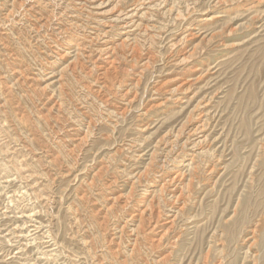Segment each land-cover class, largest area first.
I'll return each mask as SVG.
<instances>
[{"label": "rangeland", "instance_id": "obj_1", "mask_svg": "<svg viewBox=\"0 0 264 264\" xmlns=\"http://www.w3.org/2000/svg\"><path fill=\"white\" fill-rule=\"evenodd\" d=\"M140 1L19 0L17 3L18 0H0V33L5 32L0 34V264H135L136 261V264H160L161 261L164 264H219V260L220 264H264V0ZM9 13L14 18L5 20ZM44 18L46 21H42ZM129 18H135L134 26L139 24V27H132L133 30L124 28L122 25ZM91 36L95 37V41L94 38L92 41L89 39ZM98 39L103 42L99 43ZM106 48L116 51L111 54L112 59L114 57L111 68H108L109 59L103 55ZM61 50L65 51L64 54ZM140 66H143L142 69ZM23 68H26L25 71ZM183 81L188 82L183 84ZM180 83L185 86L173 88ZM53 92L55 97L51 100ZM196 120L199 124L202 122V129L197 135L192 133ZM88 138L91 140L88 141ZM75 146L77 149H74ZM71 149L75 154L70 152ZM191 158L193 167L197 169L195 171L188 164ZM151 163L153 166H149ZM101 167L106 168L102 170ZM188 167L189 174L186 172ZM208 169L211 172L208 173ZM97 170H100L99 173ZM176 171L185 177V183L191 187L185 196L184 210L176 215L177 224L174 223L169 230L173 232H167L161 243L166 252L159 246L150 251L147 238L156 232L143 229L144 234L141 233L138 220L129 221V215L135 208L152 203L153 209L159 212L160 221L174 216L177 209L171 205L172 191H164L162 196L167 195L162 198L158 182ZM88 177L95 179L89 180ZM123 190L130 191L131 197ZM118 193L129 201H126L124 209L122 204L111 205L108 200L114 195L120 196ZM157 205L163 208L159 209ZM165 207H168L166 213ZM111 222H114L113 226ZM107 227L110 228L108 231ZM134 232L138 233L137 239L140 238L137 246L140 252L131 254L129 249ZM173 236L177 238L176 242L173 240L175 247L173 242L170 244ZM104 238L108 239L107 242ZM113 241L115 245L111 244V250L108 242ZM161 257L164 260L159 262ZM106 259L115 262L109 260L108 263Z\"/></svg>", "mask_w": 264, "mask_h": 264}, {"label": "bare ground", "instance_id": "obj_2", "mask_svg": "<svg viewBox=\"0 0 264 264\" xmlns=\"http://www.w3.org/2000/svg\"><path fill=\"white\" fill-rule=\"evenodd\" d=\"M7 1H8V0H7ZM23 1H24V0H23ZM30 1H32V0H30ZM41 1H42V0H41ZM50 1H52V0H50ZM54 1H55V0H54ZM106 1L108 2V0H106ZM109 1H110V0H109ZM118 1H119V0H118ZM137 1H138V0H137ZM141 1H142V0H141ZM141 1H140V2H141ZM147 1H148V0H147ZM26 2H27V1H26ZM37 2H38V1H37ZM64 2H65V0H64ZM7 3H8V2H7ZM17 3H19V0H18ZM17 3H16V4H17ZM20 3H22V2H20ZM39 3H40V2H38V5H39ZM47 3H48V2H46V4H47ZM52 3H53V2H52ZM57 3H58V2H57ZM59 3H60V2H59ZM98 3H99V2H98ZM138 3H139V2H138ZM138 3H137V4H138ZM145 3H146V2H145ZM43 4H45V3H43ZM62 4H63V3H62ZM103 4H104V2H103ZM132 4H134V2H133ZM135 4H136V3H135ZM137 4H136V5H137ZM9 5H10V3H9ZM17 5H18V4H17ZM28 5H29V4H28ZM41 5H42V4H41ZM53 5H54V4H53ZM58 5H59V4H58ZM93 5H94V4H93ZM30 6H31V5H30ZM56 6H57V5H56ZM129 6H130V5H129ZM144 6H145V5H144ZM148 6H149V5H148ZM8 7H9V6H8ZM17 7H19V5H18ZM32 7H33V5H32ZM32 7H31V8H32ZM98 7H99V6H98ZM142 7H143V6H142ZM14 8H15V7H14ZM24 8H25V7H24ZM29 8H30V7H29ZM63 8H64V7H63ZM131 8H132V7H131ZM139 8H140V7H139ZM143 8H144V7H143ZM20 9H23V7H22V8L20 7ZM33 9H34V8H33ZM44 9H45V8H44ZM48 9H49V8H48ZM48 9H46V10L49 11ZM132 9H133V8H132ZM14 10H15V9H14ZM25 10H26V9H25ZM25 10H24V11H25ZM27 10H28V9H27ZM39 10H40V9H39ZM129 10H130V9H129ZM129 10H128V11H129ZM134 10H135V9H134ZM141 10L143 11V9H141ZM169 10H170V9H169ZM7 11H8V10H7ZM18 11H20V10H18ZM28 11H29V10H28ZM32 11H33V10H32ZM40 11H41V10H40ZM43 11H44V10H43ZM66 11H67V10H66ZM66 11H65V12H66ZM131 11H132V10H131ZM135 11H136V10H135ZM139 11H140V10H139ZM144 11H145V10H144ZM146 11H147V10H146ZM167 11H168V10H167ZM8 12H9V11H8ZM53 12H54V11H53ZM58 12H59V11H58ZM99 12H100V11H99ZM6 13H7V12H6ZM10 13H11V12H10ZM10 13H9L7 16L4 17L5 20H8L10 17L13 16V15L10 14ZM18 13H19V12H18ZM24 13H25V12H24ZM31 13H32V12H31ZM35 13H36V11H35ZM35 13H34V14H35ZM43 13H44V12H43ZM50 13H52V12H50ZM50 13H49V14H50ZM117 13H118V12H117ZM133 13H135V12H133ZM136 13H137V12H136ZM138 13H140V12H138ZM145 13H146V12H145ZM147 13H148V12H147ZM4 14H5V13H4ZM14 14H15V12H14ZM32 14H33V13H32ZM34 14H33V15H34ZM100 14H101V13H100ZM115 14H116V13H115ZM119 14H120V13H119ZM122 14H123V13H122ZM122 14H121V15H122ZM129 14H130V13H129ZM33 15H32V16H33ZM51 15H52V14H51ZM51 15H50V16H51ZM54 15H55V14H54ZM60 15H61V14H60ZM60 15H59V16H60ZM121 15H120V16H121ZM125 15H126V12H125ZM131 15H132V14H131ZM136 15H137V14H136ZM3 16H4V15H3ZM39 16H40V15H39ZM39 16H38V17H39ZM67 16H69V15H67ZM144 16H145V15H144ZM146 16H147V15H146ZM0 17H2V16H0ZM17 17H18V16H17ZM26 17H27V16H26ZM40 17H41V16H40ZM54 17H55V16H54ZM124 17H126V16H124ZM137 17H138V16H137ZM149 17H150V16H149ZM4 18H3V19H4ZM13 18H14V16H13ZM29 18H30V17H29ZM45 18H46V17H45ZM45 18H44V19H45ZM57 18H58V20H59V17H58V16H57ZM115 18H116V17H115ZM122 18H123V17H122ZM27 19H28V18H27ZM34 19H35V18H34ZM112 19H114V18H112ZM134 19H135V18H134ZM134 19H133V20H134ZM136 19H138V18H136ZM9 20H10V19H9ZM20 20H21V19H20ZM28 20H29V19H28ZM32 20H33V19H31V21H32ZM62 20H63V18H62ZM77 20H78V19H77ZM95 20H96V19H95ZM97 20H98V19H97ZM114 20H116V19H114ZM118 20H119V19H118ZM133 20L129 18V20H128V21L126 20V21L123 23L122 26H123L124 28H127L128 30L131 29L132 27H135V28H136V26H138L139 24L134 26V21H135V20H134V21H133ZM141 20H142V19H141ZM143 20H144V19H143ZM149 20H150V19H149ZM14 21H15V20H14ZM16 21H17V20H16ZM16 21H15V22H16ZM22 21H23V18H22ZM22 21H21V22H22ZM25 21H26V20H25ZM36 21H37V20H36ZM42 21H46V19H45V20L42 19ZM48 21H49V20H48ZM70 21H72V20H70ZM101 21H102V20H101ZM120 21H121V20H120ZM147 21H148V20H147ZM18 22H20V21H18ZM18 22H17V23H18ZM34 22H35V21H34ZM38 22H39V20H38ZM52 22H53V21H52ZM59 22H60V21H59ZM62 22H63V21H62ZM102 22H103V21H102ZM116 22H117V21H116ZM137 22H139V21H137ZM145 22H146V21H145ZM2 23H3V22H2ZM22 23H24V22H22ZM35 23H36V22H35ZM42 23H43V22H42ZM46 23H48V22H46ZM76 23H77V22H76ZM76 23H75V24H76ZM103 23H104V22H103ZM109 23H110V22H109ZM140 23H141V22H140ZM5 24H7V23H5ZM9 24H10V23H9ZM30 24H32V23L30 22ZM38 24H40V23H38ZM92 24H93V23H92ZM97 24H99V23H97ZM116 24H117V23H116ZM119 24H120V23H119ZM144 24H145V23H144ZM21 25H22V24H21ZM43 25H44V24H43ZM43 25H42V26H43ZM53 25H54V24H53ZM59 25H60V24H59ZM73 25H74V24H73ZM78 25H79V24H78ZM105 25H107V24L105 23ZM120 25H121V24H120ZM120 25H119V26H120ZM148 25H149V24H148ZM7 26H8V25H7ZM18 26H19V25H18ZM28 26H29V25H28ZM39 26H41V25H39ZM54 26H55V25H54ZM76 26H77V24H76ZM79 26H81V25H79ZM79 26H78V27H79ZM109 26H112V25L109 24ZM113 26H114V25H113ZM113 26H112V27H113ZM119 26H118V27H119ZM153 26H154V25H153ZM19 27H20V26H19ZM19 27H18V28H19ZM30 27H31V26H30ZM35 27H36V30H37V26H35ZM43 27H46V26H43ZM48 27H49V26H48ZM65 27H66V26H65ZM102 27H103V26H102ZM107 27H108V26H107ZM116 27H117V26L115 25V28H116ZM123 27H122V28H123ZM138 27H139V26H138ZM144 27H145V26H144ZM146 27H147V25H146ZM146 27H145V28H146ZM149 27H150V25H149ZM16 28H17V27H16ZM20 28H21V27H20ZM41 28H42V27H41ZM61 28H62V27H61ZM69 28H70V27H69ZM140 28H141V27H140ZM150 28H152V25H151ZM4 29H5V28H4ZM22 29H24V28H22ZM30 29H31V28H30ZM30 29H29V30H30ZM38 29H39V28H38ZM43 29H44V28H43ZM52 29H53V28H52ZM66 29H67V28H66ZM79 29H80V28H78V30H79ZM96 29H98V28H96ZM111 29H112V28H111ZM111 29H106V30H111ZM127 29H126V30H127ZM143 29H144V28H143ZM2 30H3V28H2ZM24 30H25V29H24ZM26 30H27V29H26ZM36 30H35L34 32H36ZM72 30H73V29H72ZM75 30H76V29H75ZM82 30H83V29H82ZM118 30H119V28H118ZM121 30H122V29H121ZM126 30H125V31H126ZM131 30H133V29H131ZM146 30H147V28H146ZM151 30H154V29H151ZM21 31H22V30H21ZM30 31H31V30H30ZM44 31H45V30H44ZM59 31H60V30H59ZM59 31H58V32H59ZM96 31H97V30H96ZM98 31H99V30H98ZM101 31H102V30H101ZM112 31H113V30H112ZM116 31H117V30H116ZM137 31H138V30H137ZM2 32H4V31H2ZM2 32H1V33H2ZM22 32H23V31H22ZM32 32H33V31H32ZM90 32H91V31H90ZM129 32H130V31H129ZM153 32H154V31H153ZM1 33H0V34H1ZM4 33H5V32H4ZM38 33H40V30H39ZM38 33H37V34H38ZM45 33H46V32H45ZM48 33H49V32H48ZM50 33H52V32H50ZM62 33H63V30H62ZM64 33L66 34L67 31L64 32ZM73 33H74V32H73ZM73 33H72V34H73ZM76 33H77V32H76ZM81 33H82V32H81ZM110 33H111V32H110ZM114 33H115V32H114ZM114 33H113V34H114ZM124 33H125V32H124ZM139 33H140V32H139ZM141 33H142V32H141ZM141 33H140V34H141ZM2 34H3V33H2ZM10 34H11V33H10ZM78 34H79V33H78ZM98 34H99V33H98ZM102 34H103V33H102ZM108 34H109V33H108ZM115 34H116V33H115ZM115 34H114V35H115ZM121 34H122V33H121ZM121 34H120V35H121ZM130 34H131V32H130ZM3 35H4V34H3ZM27 35H28V34H27ZM33 35L35 36L36 34H33ZM47 35H48V34H47ZM51 35H52V34H51ZM57 35H58V34H57ZM91 35H92V34H91ZM93 35H94V34H93ZM99 35H100V34H99ZM99 35H98V37H99ZM104 35H105V34H104ZM106 35H107V34H106ZM125 35H126V34H125ZM142 35H143V34H142ZM144 35H145V34H144ZM30 36H32V35H30ZM74 36H76V35H74ZM108 36H109V35H108ZM121 36H122V35H121ZM129 36H130V35H129ZM3 37H4V36H3ZM5 37H6V36H5ZM12 37H13V36H12ZM15 37H17V36H15ZM15 37H14V38H15ZM32 37H33V36H32ZM37 37H38V35H37ZM43 37H44V35H43ZM45 37H46V35H45ZM53 37H54V36H53ZM106 37H107V36H106ZM110 37H111V36H110ZM112 37L114 38V37H116V36H112ZM124 37H125V36H124ZM132 37H133V36H132ZM132 37H131V38H132ZM141 37H142V36H141ZM147 37H148V36H147ZM0 38H1V37H0ZM14 38H13V40H14ZM48 38H49V36H48ZM51 38H52V37H51ZM51 38H50V39H51ZM59 38H60V36H58V39H59ZM69 38H70V37H69ZM72 38H73V37H72ZM92 38H94V41H95V37H92V36H91V38H89V39H91V41H92ZM107 38H108V37H107ZM116 38H117V37H116ZM126 38H127V37H126ZM129 38H130V37H129ZM149 38H150V37H149ZM1 39H2V38H1ZM5 39H6V38H5ZM25 39H26V38H25ZM43 39H44V38H43ZM43 39H41V40H43ZM53 39H54V38H53ZM55 39L57 40V38H55ZM65 39H66V38H65ZM74 39H75V38H74ZM81 39H82V38H81ZM85 39L87 40V38H85ZM100 39H101V38H100ZM142 39H143V38H142ZM7 40H8V39H7ZM11 40H12V39H11ZM11 40H9V41H11ZM17 40H18V39H17ZM22 40H23V39H22ZM26 40H27V39H26ZM30 40H31V39H30ZM33 40H34V39H33ZM39 40H40V38H39ZM48 40H49V39H48ZM77 40H79V39H77ZM104 40H105V39H104ZM108 40H109V39H108ZM108 40H107V41H108ZM113 40H114V39H113ZM116 40H117V39H116ZM138 40H139V38H138ZM1 41H2V40H1ZM15 41H16V40H15ZM19 41H20V40H19ZM34 41H35V40H34ZM36 41H38V40H36ZM88 41H89V40H88ZM98 41H99V43H100L101 40L98 39ZM131 41H132V39H131ZM139 41H140V40H139ZM141 41H142V40H141ZM143 41H144V40H143ZM3 42H4V41H3ZM16 42H18V41H16ZM49 42H50V41H49ZM63 42H64V41H63ZM77 42H78V41H77ZM85 42H86V41H85ZM101 42H103V41H101ZM119 42H120V41H119ZM121 42H122V41H121ZM125 42H126V41H125ZM127 42H128V41H127ZM34 43H35V42H34ZM42 43H44V41H43ZM50 43H51V42H50ZM57 43H58V42H57ZM57 43H56V44H57ZM67 43H68V42H67ZM69 43H70V42H69ZM74 43H75V42H74ZM78 43L83 44V42H78ZM87 43H89V42H87ZM91 43H92V42H90V44H91ZM130 43H131V42H130ZM27 44H28V43H27ZM32 44H33V43H32ZM46 44H49V43H46ZM70 44H73V43H70ZM84 44H85V43H84ZM90 44H89V46H90ZM102 44H103V43H102ZM116 44H117V43H116ZM136 44H138V43H136ZM136 44H135V45H136ZM30 45H31V44H30ZM37 45H38V44H37ZM44 45H45V44H44ZM53 45H54V44H53ZM53 45H52V46H53ZM61 45H62V44H61ZM74 45H75V44H74ZM77 45H78V44H77ZM85 45H86V44H85ZM85 45H84V46H85ZM126 45H127V44H126ZM135 45H134L133 47H135ZM50 46H51V45H50ZM62 46H63V45H62ZM68 46H69V45H68ZM82 46H83V45H82ZM87 46H88V45H87ZM104 46H105V45H104ZM122 46H124V45L122 44ZM37 47H39V46H37ZM72 47H73V46H72ZM80 47H81V46H79V48H80ZM106 47H107V46H106ZM117 47H118V46H117ZM133 47H132V48H133ZM144 47H145V46H144ZM30 48H31V46H30ZM32 48H33V46H32ZM49 48H50V47H49ZM104 48H105V47H104ZM115 48H116V47H115ZM115 48L113 47V49H115ZM118 48H119V47H118ZM120 48H121V46H120ZM120 48H119V49H120ZM122 48H123V47H122ZM127 48H128V46H127ZM136 48H138V46H136ZM35 49H36V48H35ZM41 49H42V48H41ZM55 49H56V48H55ZM59 49H60V48H59ZM62 49H63V48H62ZM65 49H66V48H65ZM70 49H71V47H70ZM81 49H82V48H81ZM81 49H80V50H81ZM85 49H88V48H85ZM101 49H102V48H101ZM101 49H100V50H101ZM119 49H118V50H119ZM123 49H124V48H123ZM129 49H130V48H129ZM129 49H127V50H129ZM134 49H135V48H134ZM139 49H140V48H139ZM32 50H33V49H32ZM43 50H44V49H43ZM51 50H52V49H51ZM80 50H77V52H81ZM92 50H93V49H92ZM116 50H117V49H116ZM131 50H132V49H130V52H131ZM135 50L137 51V49H135ZM182 50H183V49H182ZM7 51H9V50L7 49ZM55 51H56V50H55ZM61 51H62V50H61ZM82 51H84V50H82ZM89 51H90V50H89ZM103 51H104V50H103ZM122 51H123V50H122ZM122 51H121V52H122ZM41 52H42V50H41ZM48 52H49V51H48ZM48 52L46 53L47 56L50 55V54L48 55ZM62 52H63V51H62ZM64 52H65V51H64ZM64 52H63V54H64ZM93 52L95 53L96 50L93 51ZM97 52H100V51H97ZM101 52H102V51H101ZM113 52H116V51L113 50ZM113 52L111 51V49L106 48V50L104 51V54H103V55H105V57H106L107 59H109V61H107V62H108V65H109L108 68H111V67L114 66V65H113V63H114V62H113L114 57H113V59H112V56H111V54H112ZM125 52H126V50H125ZM138 52H140V51L138 50ZM8 53H9V52H8ZM49 53H50V52H49ZM55 53H56V52H55ZM60 53H61V52H60ZM82 53L84 54V52H82ZM88 53H90V52H88ZM102 53H103V52H102ZM131 53H132V52H131ZM44 54H45V53H44ZM63 54H62V57H63ZM74 54H75V53H74ZM96 54H97V53H96ZM116 54H117V53H116ZM136 54H137V53H136ZM79 55H80V54H79ZM84 55H85V54H84ZM86 55H87V53H86ZM94 55H95V54H94ZM121 55H123V54H121ZM124 55H125V54H124ZM128 55H129V54H128ZM131 55H132V54H131ZM133 55H134V54H133ZM137 55H138V54H137ZM141 55H142V54H141ZM149 55H150V54H149ZM8 56H9V55H8ZM41 56H42V55H41ZM47 56H46V57H47ZM68 56H69V55H68ZM77 56H78V55H77ZM87 56H88V55H87ZM116 56L118 57V55H116ZM116 56H115V57H116ZM119 56H120V55H119ZM125 56H126V55H125ZM125 56H124V57H125ZM138 56H139V55H138ZM150 56H151V55H150ZM185 56H186V55H185ZM188 56H189V55H188ZM59 57H60V56H59ZM97 57H98V55H97ZM97 57H96V59H97ZM103 57H104V56H103ZM124 57H123V59H124ZM181 57H182V56H181ZM41 58H42V57H41ZM49 58H50V57H49ZM56 58H58V57H56ZM79 58H80V57H79ZM132 58H133V57H132ZM132 58H131V59H132ZM182 58H183V57H182ZM16 59H17V58H16ZM65 59H66V58H65ZM93 59H94V57H93ZM98 59H99V58H98ZM107 59H106V60H107ZM120 59H121V58H120ZM123 59H122V60H123ZM125 59H126V58H125ZM44 60H45V59H44ZM46 60H47V59H46ZM53 60H54V59H53ZM59 60H60V59H59ZM94 60H95V59H94ZM102 60H103V58H102ZM102 60H101V62H102ZM117 60H118V59L116 58V61H117ZM129 60H130V59H129ZM145 60H146V59H145ZM182 60H183V59H182ZM187 60H188V59H187ZM32 61H33V60H32ZM90 61H93V60L90 59ZM120 61H121V60H120ZM126 61H127V60H125V62H126ZM136 61H137V60H136ZM37 62H38V61H37ZM53 62H54V61H53ZM53 62H52V63H53ZM63 62H64V61H63ZM75 62H76V60H75ZM75 62H73V64H74ZM80 62H81V59H80ZM80 62H79V63H80ZM83 62H85V61L83 60ZM99 62H100V61H98V63H99ZM117 62H118V61H117ZM117 62H116V63H117ZM133 62H134V61H133ZM183 62H184V61H183ZM15 63H16V62H15ZM39 63H40V62H39ZM41 63H42V62H41ZM50 63H51V62H50ZM50 63H49V64H50ZM103 63H104V62H103ZM146 63H147V62H146ZM16 64L18 65L19 63H16ZM54 64H55V63H54ZM54 64H53V65H54ZM59 64H60V63H59ZM81 64H82V62H81ZM84 64H86V63H84ZM96 64H97V62H96ZM96 64H95V65H96ZM104 64H105V63H104ZM79 65H80V64H79ZM82 65H83V64H82ZM86 65H87V64H86ZM86 65H84V66H86ZM95 65H94V66H95ZM105 65H106V64H105ZM141 65H143V64H141ZM15 66H16V65H15ZM20 66H21V65H20ZM35 66H36V65H35ZM39 66H40V65H39ZM39 66H38V67H39ZM48 66H49V65H48ZM74 66H75V65H74ZM74 66H73V67H74ZM80 66H81V65H80ZM84 66H83V67H84ZM143 66H144V65H143ZM143 66H142V67H143ZM147 66H148V64H147ZM12 67H14V66H12ZM17 67H18V66H17ZM73 67H72V68H73ZM92 67H93V66H92ZM101 67H102V66H101ZM116 67H117V66H116ZM124 67H125V66H124ZM140 67H141V66H140ZM142 67H141V69H142ZM145 67H146V65H145ZM44 68H45V67H44ZM52 68H54V67L52 66ZM79 68H80V67H79ZM93 68H94V67H93ZM20 69H21V68H20ZM23 69H24V68H23ZM23 69H22V70H23ZM25 69H26V68H25ZM25 69H24V71H25ZM39 69H41V68H39ZM68 69H70V66L68 67ZM73 69H74V68H73ZM83 69H84V68H83ZM83 69H82V70H83ZM90 69H91V68H90ZM98 69H100V68H98ZM98 69H97V70H98ZM102 69H103V67H102ZM143 69H144V68H143ZM10 70H11V69H10ZM79 70H80V69H79ZM87 70H88V69H87ZM87 70H86V71H87ZM108 70H110V69H108ZM113 70H116V69H113ZM119 70H120V69H119ZM19 71H20V70H19ZM40 71H41V70H40ZM63 71H64V69H63ZM67 71H68V70H67ZM71 71H72V70H71ZM73 71H75V70H73ZM99 71H100V70H99ZM61 72H62V71H61ZM84 72H85V71H84ZM100 72H101V71H100ZM103 72H104V70H103ZM103 72H101V73H103ZM113 72H114V71H113ZM121 72H122V71H121ZM20 73H21V72H20ZM28 73H29V72H28ZM67 73H68V72H67ZM69 73H70V72H69ZM72 73H73V72H72ZM96 73H97V71H96ZM107 73H108V72H107ZM21 74H22V73H21ZM23 74H25V73H23ZM42 74H43V73H42ZM45 74H46V73H45ZM45 74H44V75H45ZM61 74H62V73H61ZM65 74H66V73H65ZM73 74H75V73H73ZM94 74H95V73H94ZM108 74H110V73H108ZM119 74H120V73H119ZM17 75H18V74H17ZM17 75H16V76H17ZM59 75H60V74H59ZM89 75H90V74H89ZM91 75H92V74H91ZM98 75H99V74H98ZM101 75H102V74H101ZM104 75H105V74H104ZM106 75H107V74H106ZM111 75H112V74H111ZM13 76H14V75H13ZM23 76H24V75H23ZM29 76H30V75H29ZM74 76H76V75H74ZM95 76H97V75H95ZM102 76H103V75H102ZM108 76H109V75H108ZM115 76H117V75H115ZM25 77H26V74H25ZM30 77H31V76H30ZM40 77H41V76H40ZM57 77H58V76H57ZM70 77H71V76H70ZM72 77H73V76H72ZM97 77H99V76H97ZM112 77H113V75H112ZM20 78H21V77H20ZM22 78H23V77H22ZM104 78H105V76H104ZM107 78H108V77H107ZM120 78H122V77H120ZM120 78H119V79H120ZM12 79H13V78H12ZM17 79H18V77H17ZM25 79H26V78H25ZM34 79H35V77H34ZM41 79H42V78H41ZM60 79H61V78H60ZM64 79H65V78H64ZM67 79H68V78H67ZM119 79H118V80H119ZM23 80H24V79H23ZM36 80H37V78H36ZM36 80H35V81H36ZM48 80H49V79H48ZM118 80H117V81H118ZM133 80H135V79H133ZM32 81H33V80H32ZM93 81H94V80H93ZM101 81H102V80H101ZM113 81H114V80H113ZM113 81H112V82H113ZM120 81H121V80H120ZM135 81H136V80H135ZM178 81H179V80H178ZM20 82H21V80H20ZM28 82H29V81H28ZM59 82H61V80H60ZM62 82H63V81H62ZM96 82H97V81H96ZM137 82H138V81H137ZM185 82H188V81H185ZM185 82L183 81V82H181V83L184 84ZM21 83H22V82H21ZM30 83H31V82H30ZM30 83H29V84H30ZM103 83H104V82H103ZM117 83H118V82H117ZM181 83H180V84H181ZM12 84H13V83H12ZM33 84H34V83H33ZM62 84H63V83H62ZM101 84H102V83H101ZM134 84H135V82H134ZM176 84H177V83H176ZM183 84H181V85H177V86H173V88H174V87H176V88H179V87H180V88H181V86H182ZM7 85H8V84H7ZM21 85H22V84H21ZM24 85H25V84H24ZM83 85H84V84H83ZM107 85H108V84H107ZM107 85H106V86H107ZM113 85H114V84H113ZM128 85H129V84H128ZM5 86H6V85H5ZM60 86H61V85H60ZM103 86H104V84H103ZM106 86H105V88H106ZM117 86H119V85H117ZM121 86H122V85H121ZM129 86H130V85H129ZM183 86H185V85H183ZM187 86H188V85H187ZM27 87H28V86H27ZM30 87H31V86H30ZM30 87H29V88H30ZM48 87H49V86H48ZM66 87H67V86H66ZM84 87H85V86H84ZM86 87H87V86H86ZM92 87H93V86H92ZM95 87H96V85H95ZM100 87H101V86H100ZM4 88H6V87H4ZM32 88H33V86H32ZM35 88H37V87H35ZM45 88H46V87H45ZM49 88H50V87H49ZM59 88H60V87H59ZM63 88H64V87H63ZM63 88H62V89H63ZM93 88H94V87H93ZM117 88H118V87H117ZM117 88H116V89H117ZM119 88H120V87H119ZM132 88H133V87H132ZM38 89H39V88H38ZM82 89H83V88H82ZM87 89H90V88L87 87ZM94 89H95V88H94ZM103 89H104V88H103ZM122 89H123V88H122ZM7 90H8V89H7ZM41 90H42V88H41ZM65 90H66V89H65ZM91 90H92V89H91ZM97 90H98V89H97ZM99 90H100V89H99ZM99 90H98V91H99ZM182 90H183V89H182ZM2 91H3V90H2ZM39 91H40V90H39ZM43 91H44V89H43ZM43 91H42V92H43ZM58 91H62V90H58ZM58 91H57V92H58ZM94 91H95V90H94ZM98 91H97V92H98ZM102 91H103V90H102ZM115 91H116V90H115ZM175 91H177V89H176ZM184 91H185V90H184ZM35 92H36V91H35ZM66 92H67V91H66ZM84 92H85V91H84ZM84 92H82V93H84ZM97 92H96V93H97ZM100 92H101V91H100ZM105 92H106V91H105ZM128 92H130V91H128ZM133 92H134V91H133ZM4 93H5V92H4ZM60 93L62 94V92H60ZM60 93L58 92V94H60ZM89 93H90V92H89ZM116 93H117V91H116ZM123 93H124V92H123ZM126 93H127V92H125V95H126ZM36 94H37V93H36ZM52 94H53V96H50V97H51V100H52V97H55V96H54V92H53ZM66 94H67V93H66ZM66 94H65V95H66ZM92 94H93V93H92ZM102 94H103V93H102ZM41 95H42V94H41ZM45 95H46V94H45ZM96 95H98V94H96ZM104 95H105V94H103V96H104ZM112 95H114V93H113ZM118 95H119V94H118ZM130 95H131V94H130ZM130 95H129V96H130ZM133 95H134V94H133ZM0 96H1V95H0ZM58 96H59V95H58ZM88 96H89V95H88ZM100 96H102V95H100ZM103 96H102V97H103ZM109 96H110V95H109ZM109 96H108V97H109ZM126 96H128V95H126ZM60 97H61V96H60ZM85 97H86V96H85ZM85 97H84V98H85ZM0 98H1V97H0ZM62 98H63V96H62ZM66 98H67V97H66ZM110 98H111V96H110ZM1 99H2V98H1ZM59 99L61 100V98H59ZM105 99H107V98L105 97ZM108 99H109V98H108ZM130 99H131V98H130ZM43 100H44V98H43ZM45 100H46V99H45ZM45 100H44V101H45ZM68 100H69V98H68ZM103 100H104V99H103ZM103 100H100V101H103ZM122 100H123V99H122ZM125 100H126V99H125ZM132 100H134V97H133ZM132 100H131V101H132ZM127 101H128V100H127ZM41 102H42V101H41ZM55 102H56V101H55ZM59 102H60V101H59ZM106 102H107V100H106ZM124 102H125V101H124ZM48 103H49V102H48ZM56 103H57V102H56ZM85 103H86V102H85ZM98 103H99V102H98ZM126 103H127V102H126ZM130 103H131V102H130ZM130 103H129V104H130ZM41 104H42V103H41ZM57 104H58V103H57ZM59 104H61V103H59ZM68 104H69V103H68ZM87 104H88V103H87ZM106 104H108V103H106ZM53 105H54V104H53ZM64 105H65V103H64ZM89 105H90V104H89ZM5 106H6V105H5ZM43 106H44V105H43ZM57 106H58V105H57ZM61 106H62V104H61ZM100 106H101V105H100ZM128 106H129V105H128ZM1 107H2V105H1ZM48 107H49V106H48ZM48 107H47V108H48ZM53 107H54V106H53ZM62 107H63V106H62ZM105 107H106V106H105ZM117 107H119V106H117ZM124 107H125V106H124ZM47 108H46V109H47ZM63 108H64V107H63ZM82 108H83V107H82ZM122 108H123V107H122ZM0 109H1V108H0ZM49 109H50V108H49ZM57 109H58V108H57ZM59 109H60V108H59ZM77 109H78V108H77ZM119 109H120V108H119ZM1 110H2V109H1ZM64 110H65V109H64ZM80 110H81V109H80ZM86 110H87V109H86ZM121 110H123V111L125 110V111H126V109H121ZM3 111H4V110H3ZM55 111H56V109H55ZM66 111H67V110H66ZM66 111H65V112H66ZM81 111H82V110H81ZM119 111H120V110H119ZM195 111H196V110H195ZM56 112H57V111H56ZM63 112H64V111H63ZM109 112H110V111H109ZM112 113H114V112H112ZM118 113H119V112H118ZM118 113H116V114H118ZM198 113H199V112H198ZM47 114H48V112H47ZM52 114H53V113H52ZM106 114H108V113L106 112ZM106 114H105V115H106ZM0 115H1V114H0ZM54 115H55V113H54ZM109 115H110V114H109ZM119 115H120V113H119ZM52 116H53V115H52ZM106 116H108V115H106ZM114 116H115V115H114ZM19 117H20V115H19ZM19 117H18V118H19ZM197 117H198V116H197ZM197 117H195V118H197ZM53 118H54V116H53ZM89 118H90V117H88V119H89ZM116 118H117V117H116ZM193 119H194V118H193ZM90 120H91V119H90ZM90 120H89V123H90ZM101 120H102V119H101ZM112 120H113V119H112ZM113 121H115V120H113ZM196 121H197V120H196ZM199 121H200V119H199ZM18 122H19V120H18ZM47 122H48V121H47ZM51 122H52V121H51ZM86 122H87V121H86ZM91 122H93V121H91ZM190 122H191V121H190ZM58 123H59V122H58ZM87 123H88V122H87ZM45 125H47V124H45ZM53 125H54V124H53ZM91 125H93V124L91 123ZM201 125H202V122H201V124H199L198 121H197L196 124H195L194 127H193V132H192V133H194V134L197 135V133H198L199 131H201V129H202V126H201ZM47 126H48V125H47ZM83 126H84V124H83ZM83 126H82V127H83ZM88 126H89V125H88ZM88 126H87V127H88ZM203 126H204V125H203ZM45 127H46V126H45ZM63 127H64V126H63ZM91 127H92V126H91ZM91 127H90V129H91ZM56 128H57V127H56ZM71 128H72V127H71ZM72 129H76V128H72ZM82 129H83V128H82ZM85 129H87V128H85ZM85 129H84V132H85ZM188 129H189V126H188ZM188 129H187V130H188ZM67 130H68V129H67ZM190 130H192V129H190ZM60 131H61V130H60ZM63 131H64V129H63ZM80 131H81V130H80ZM88 131H89V130H88ZM61 132H62V131H61ZM76 132H77V131H76ZM182 132H183V131H182ZM188 132H189V131H188ZM59 133H60V132H59ZM82 133H83V132H82ZM179 133H180V132H179ZM60 134H61V133H60ZM75 134H76V133H75ZM85 134H86V133H85ZM85 134H84V136H85ZM87 134H88V132H87ZM177 134H178V133H177ZM188 134H189V133H188ZM188 134H187V135H188ZM27 135H28V134H27ZM77 135H78V134H77ZM174 135H176V133H175ZM179 135L181 136V134H179ZM183 135H184V134H183ZM183 135H182V136H183ZM192 135H193V134H192ZM198 135H199V134H198ZM74 136H75V135H74ZM84 136H83V137H84ZM89 136H91V135H89ZM176 136L178 137V135H176ZM53 137H54V136H53ZM57 137H58V136H57ZM71 137H72V136H71ZM76 137H77V136H76ZM87 137H88V136H87ZM173 137H174V136H173ZM177 137H176V138H177ZM192 137H193V136H192ZM202 137H203V136H202ZM51 138H52V137H51ZM77 138H79V137H77ZM85 138H86V137H85ZM163 138H164V137H162V139H163ZM185 138H186V137H185ZM189 138H190V137H189ZM204 138H205V137H204ZM48 139H49V138H48ZM61 139H62V138H61ZM72 139H73V137H72ZM80 139H81V138H80ZM173 139H174V138H173ZM193 139H194V138H193ZM51 140H53V139H51ZM90 140H91V138H90ZM90 140H89V138H88V141H90ZM159 140H161V139L159 138ZM163 140H164V139H163ZM166 140H167V139H166ZM170 140H171V139H170ZM174 140H175V139H174ZM196 140H197V139H196ZM68 141L70 142V139H69ZM72 141H74V140H72ZM75 141L78 142V140H75ZM82 141H83V139H82ZM88 141H87V142H88ZM164 141H165V140H164ZM182 141H183V140H182ZM187 141H188V140H187ZM187 141H186V143H187ZM50 142H51V141H50ZM61 142H62V141H61ZM64 142H65V140H64ZM77 142H76V143H77ZM130 142H131V141H130ZM156 142H157V141H156ZM158 142H160V141H158ZM166 142H167V141H166ZM169 142H170V141H169ZM172 142H173V141H172ZM184 142H185V141H184ZM190 142H191V141H190ZM200 142H201V141H200ZM205 142H206V141H205ZM56 143H57V142H56ZM76 143H75V144H76ZM124 143H125V142H124ZM160 143H161V142H160ZM175 143H176V142H175ZM191 143H192V142H191ZM191 143H190V144H191ZM193 143H194V142H193ZM75 144H74V145H75ZM78 144H79V143H78ZM81 144H82V143H81ZM125 144H126V143H125ZM125 144H124V145H125ZM127 144H128V143H127ZM155 144L157 145V143H155ZM158 144H159V143H158ZM165 144H166V143H165ZM167 144H169V143H167ZM167 144H166V145H167ZM173 144H174V143H173ZM190 144H189V145H190ZM66 145H67V144H66ZM72 145H73V144H72ZM76 145H77V144H76ZM122 145H123V144H122ZM162 145H164V142H163ZM169 145H170V144H169ZM189 145H188V146H189ZM62 146H63V145H62ZM68 146H69V145H68ZM83 146H84V145H83ZM170 146H171V145H170ZM174 146H175V145H174ZM181 146H182V143H181ZM192 146L194 147V144H193ZM197 146H198V144H197ZM56 147H57V146H56ZM72 147H73V146H72ZM81 147H82V146H81ZM81 147H79V148H81ZM130 147H131V145H130ZM157 147H159V146H157ZM161 147H162V146H161ZM53 148H54V147H53ZM67 148H68V147H67ZM121 148H122V147H121ZM159 148H160V147H159ZM165 148H167V147H165ZM165 148H164V149H165ZM169 148H170V147H169ZM173 148H175V147H173ZM180 148H181V147H180ZM72 149H73V148H72ZM72 149H71L70 152H72V153L75 154V152H73ZM74 149H77L76 146H75ZM122 149H123V148H122ZM124 149H125V148H124ZM79 150H80V149H79ZM81 150H82V149H81ZM128 150H129V149H128ZM170 150H171V149H169V151H170ZM193 150H194V149H193ZM197 150H198V149H197ZM197 150H196V151H197ZM203 150H204V149H203ZM203 150H201V151H203ZM75 151H76V150H75ZM165 151H166V150H165ZM201 151H200V153H201ZM205 151H206V150H205ZM52 152H53V149H52ZM67 152H68V150H67ZM79 152H81V151H79ZM158 152H159V151H157V153H158ZM162 152H163V150H162ZM162 152H161V153H162ZM179 152H180V150H179ZM197 152L199 153V150H198ZM55 153H56V150H55ZM55 153H54V154H55ZM65 153H66V152H65ZM170 153H171V152H170ZM59 154H60V153H59ZM78 154H79V153H78ZM154 154H155V153H154ZM165 154H166V152H165ZM195 154H196V152H195ZM204 154H205V153H204ZM56 155H57V154H56ZM151 155H153V153H151ZM155 155H156V154H155ZM171 155H172V154H171ZM196 155H197V154H196ZM51 156H52V153H51ZM51 156H50V157H51ZM72 156H73V155H72ZM76 156H77V155H76ZM160 156H161V155H160ZM192 156H193V155H192ZM60 157H61V156H60ZM74 157H75V156H74ZM151 157H152V156H151ZM154 157H155V156H154ZM187 157H188V156H187ZM187 157H185V158H187ZM193 157H194V156H193ZM197 157H199V154H198ZM76 158H77V157H75V159H76ZM169 158H170V157H169ZM153 159H154V158H153ZM175 159H176V157H175ZM49 160H50V159H49ZM55 160H56V159H55ZM64 160H65V159H64ZM73 160H74V159H73ZM151 160H152V158H151ZM151 160H150V161H151ZM157 160H159V159H157ZM173 160H174V159H173ZM184 160H185V159H184ZM74 161H75V160H74ZM165 161H166V160H165ZM187 161H188V160H186V162H187ZM195 161H196V160H195ZM106 162H107V161H106ZM161 162H162V161H161ZM189 162H190V163H188V164H190V165H192V164L194 163V162L192 161V158L189 160ZM60 163H61V162H60ZM167 163H168V162H167ZM70 164H71V162H70ZM159 164H160V163H159ZM162 164H164V163H162ZM168 164H169V163H168ZM172 164H174V163H172ZM195 164H197V163H195ZM68 165H69V164H68ZM100 165H101V164H100ZM151 165H152V163H151L149 166H151ZM154 165H155V164H154ZM101 166H102V165H101ZM106 166H107V165H106ZM152 166H153V165H152ZM155 166H156V165H155ZM160 166H161V165H160ZM166 166H167V165H166ZM166 166H165V167H166ZM182 166H183V165H182ZM187 166H188V165H187ZM194 166H195V165H194ZM196 166H197V165H196ZM212 166H213V165H211L210 167L213 168ZM53 167H54V166H53ZM55 167H56V166H55ZM146 167H148V166H146ZM165 167H164V168H165ZM167 167H168V166H167ZM101 168H102V167H101ZM105 168H106V167H105ZM105 168H102V170H103V169L105 170ZM124 168H125V167H124ZM149 168H151V167H149ZM161 168H162V167H161ZM184 168H185V167H184ZM190 168H191V167H190ZM192 168H193V170L195 171L196 168L193 167V165H192ZM197 168H199V167H197ZM92 169H93V168H92ZM98 169H99V168H98ZM121 169H122V168H121ZM144 169H145V168H143V170H144ZM146 169H147V168H146ZM158 169H159V168H158ZM158 169H157V172H158ZM162 169H163V168H162ZM171 169H173V168H171ZM171 169H170V170H171ZM118 170H120V169L118 168ZM149 170H150V169H149ZM151 170H152V169H151ZM159 170H160V169H159ZM174 170H175V169H174ZM196 170H197V169H196ZM203 170H204V169H203ZM206 170H207V169H206ZM49 171H50V170H49ZM98 171H100V170H97V173H99ZM106 171H108V170H106ZM194 171H193V172H194ZM199 171L201 172L200 169H199ZM92 172H93V171H92ZM125 172H126V170H125ZM141 172H142V170H141ZM141 172H138V173L141 174ZM143 172H145V171H143ZM146 172H148V171H146ZM161 172H163V171H161ZM182 172H184V171H182ZM186 172H188L187 174H189V167L187 168V171H186ZM203 172H204V171H203ZM207 172L209 173V172H211V170L208 169ZM123 173H124V172H123ZM149 173L151 174V172H149ZM149 173H148V174H149ZM164 173H165V172H164ZM205 173H206V172H205ZM88 174H89V173H88ZM103 174H105V173H103ZM117 174H118V173H117ZM120 174H121V173H120ZM120 174H119V175H120ZM127 174H128V173H127ZM131 174H133V173H131ZM131 174H130V176H131ZM168 174H169V171H168ZM168 174H167V175H168ZM97 175H98V177H99V176L102 177V175H99V174H97ZM137 175H138V174H137ZM142 175L144 176V174H142ZM154 175H155V174H154ZM154 175H152V176H154ZM157 175H159V174H157ZM191 175H193V174H191ZM191 175H190V177H192ZM195 175H196V174H195ZM198 175H199V173H198ZM207 175H208V174H207ZM209 175H210V174H209ZM106 176H107V174H106ZM114 176H115V175H114ZM134 176H135V175H134ZM139 176H140V175H139ZM139 176H138V177H139ZM143 176H142V177H143ZM146 176H147V174H146ZM165 176H166V175H165ZM107 177H108V176H107ZM122 177H123V176H122ZM128 177H129V176H128ZM138 177H136V178L138 179ZM186 177H187V176H186ZM194 177H196V176H194ZM194 177H193V178H194ZM88 178H89V177H88ZM108 178H109V177H108ZM147 178H148V177H147ZM197 178H198V177H197ZM92 179H95V178H92ZM92 179L89 178V180H92ZM97 179H99V178H97ZM109 179H110V178H109ZM111 179L115 180L114 178H111ZM118 179H119V178H118ZM139 179H140V177H139ZM148 179H150V178H148ZM161 179H162V178H161ZM89 180H88V181H89ZM113 180H112V181H113ZM132 180H133V179H132ZM151 180H152V178H151ZM155 180H156V178H155ZM189 180H190V179H189ZM189 180H187V181H189ZM126 181H127V180H126ZM137 181H138V180H137ZM137 181H136V182H137ZM141 181H142V180H141ZM145 181H147L146 178H145ZM148 181H149V180H148ZM156 181H157V180H156ZM193 181H194V180L192 179V183H193ZM196 181H197V180H196ZM95 182H96V181H94V183H95ZM153 182H154V181H153ZM185 182H186L185 177L182 176L181 173H178V171L174 172L173 174H170V175L166 176V178L163 179V180H161V182H158V183H159V190H158V191H159V193L161 192V196H162V193H163L164 191H166V192L169 191V190L172 191L170 196H171V198L173 199V202H172V203L170 202V203H171V205L173 204V205L175 206V207L173 206L175 209H177V211H176V213H175L174 216H173V215H172V216L169 215L170 217L165 218L163 221H160V218H161V217L159 216V212H158V210L155 211V210L153 209V205H152V203H149L150 205H148V206H144V207H143V206L141 205L142 207H137V208H135V210L129 215V217H130V218H129V221L133 222V221H135V220H136V221L138 220V222H139V225H138V226L141 227V228H139V229L141 230V233L144 232L143 229L147 230V232H148V231H149V232H152V233H155V232H156L155 234H151V236H149V237L147 238V241H148V245H149V249H150V251H152L151 249H153V247H154V249H157V248H155V247H158V246L161 247V246H162L161 243H162L164 237L167 236V232H171V231H169V230H170L172 227H174V225H175L174 223L177 222V221H175L176 215L180 213L179 211H180L181 209H183L182 207H184L183 205L186 203V201H185V196H186L187 193L189 194V192H188V191H189L188 188H189L190 186H189V184H187V183H185ZM85 183L87 184L86 181H85ZM89 183H90V182H89ZM103 183H104V182H103ZM115 183H116V182H115ZM127 183H128V182H127ZM134 183H135V182H134ZM139 183H140V181H139ZM145 183H147V182H145ZM150 183H151V182H150ZM158 183H157V184H158ZM190 183H191V182H190ZM194 183H195V182H194ZM100 184H101V183H100ZM108 184H109V183H108ZM129 184H130V183H129ZM129 184H127V185H129ZM136 184L139 185L138 183H136ZM136 184H135V186H137ZM142 184H143V183H142ZM155 184H156V183H155ZM157 184H156V185H157ZM84 185H85V184H84ZM87 185H88V184H87ZM91 185L93 186V184H91ZM106 185H107V184H106ZM131 185H132V183H131ZM131 185H130V187H132ZM140 185H141V184H140ZM147 185H148V184H147ZM135 186H134V187H135ZM148 186H149V185H148ZM150 186H152V183L150 184ZM90 187H91V186H90ZM103 187L106 188V186H104V185H103ZM109 187H110V186H109ZM140 188H141V187H140ZM153 188H154V187H153ZM190 188H191V187H190ZM99 189H100V188H99ZM99 189H98V190H99ZM101 189H102V188H101ZM107 189H108V188H107ZM110 189H112V188L110 187ZM125 189H126V188H125ZM142 189H143V188H142ZM145 189H146V188H145ZM90 190H91V189H90ZM104 190H105V189H104ZM129 190H130V189H129ZM133 190H134V189H133ZM133 190H132V192H133ZM135 190H136V188H135ZM135 190H134V191H135ZM150 190H151V189H150ZM84 191H85V190H84ZM123 191L125 192V190H123ZM143 191H145V190H143ZM152 191H153V190H152ZM85 192H86V191H85ZM99 192H101V190H100ZM108 192H109V191H108ZM121 192H122V191H121ZM129 192H130V191H129ZM129 192H128V193H129ZM140 192H141V191H140ZM166 192H165V193H166ZM83 193H84V192H83ZM126 193H127V192H125V194H126ZM128 193H127V196L130 195V194H132L131 192H130L129 194H128ZM143 193H144V192H143ZM148 193H149V192H148ZM190 193H191V192H190ZM102 194H103V192H102ZM118 194L120 195V193H118ZM141 194H142V193H141ZM144 194H145V193H144ZM150 194H151V193H150ZM169 194H170V193H169ZM82 195H83V194H82ZM121 195H122V193H121ZM121 195H120V196L116 195L117 197H115V195H114V197H110V198L106 197V198H108L109 202H110V201L112 202L111 205L122 204V208H123V206L126 205V201H128V200H127V199L125 200V198H124V197H121ZM147 195H148V194H147ZM164 195H167V194H164ZM164 195H163V196H164ZM190 195H191V194H190ZM105 196H106V195H105ZM132 196H133V195H132ZM136 196H137V195H136ZM142 196H143V195H142ZM163 196H162V198H164ZM77 197H78V196H77ZM103 197H104V196H103ZM129 197H131V195H130ZM129 197H128V199H130ZM134 197H135V195H134ZM168 197H169V196H168ZM186 197H187V196H186ZM80 198H81V197H80ZM138 198H139V197H138ZM85 199H86V198H85ZM108 200H107V202H108ZM134 200H135V202H136V198H135ZM152 200H153V199H152ZM155 200H156V199H155ZM158 200H159V199H158ZM165 200H166V199H165ZM167 200H168V199H167ZM188 200H189V199H188ZM142 201H143V200H142ZM156 201H157V200H156ZM169 201H170V200H169ZM128 202H129V201H128ZM159 202H160V201H159ZM161 202H162V201H161ZM130 203H131V202H130ZM144 203H145V202H144ZM157 203H158V202H157ZM157 203H156V204H157ZM162 203H163V202H162ZM162 203H161V204L159 203V205H162ZM165 203H166V202H165ZM167 203H168V202H167ZM109 205H110V204H108L107 207H109ZM131 205H133V204H131ZM118 206H119V205H118ZM126 206H127V205H126ZM155 206H156V205H155ZM162 206H164V205H162ZM162 206H161V208H163ZM165 206H166V205H165ZM167 206H168V205H167ZM169 206H170V204H169ZM185 206H186V205H185ZM120 207H121V206H120ZM157 207H159V206L157 205ZM157 207H156V208H157ZM74 208H75V207H74ZM103 208H104V207H103ZM109 208H110V207H109ZM125 208H126V207H125ZM161 208L159 207V209H161ZM166 208H168V207H165L164 211L167 210ZM174 208H173V209H174ZM76 209H77V208H75V210H76ZM95 209H96V208H95ZM98 209H99V208H98ZM104 209H105V208H104ZM110 209H111V208H110ZM113 209H114V208H113ZM123 209H124V208H123ZM157 209H158V208H157ZM70 210H72V209H70ZM96 210H97V209H96ZM162 210H163V209H162ZM169 210H170V208H169ZM171 210H172V209H171ZM183 210H184V209H183ZM72 211H73V210H72ZM72 211H70V212H72ZM78 211H79V209H78ZM103 211H104V210H103ZM106 211H107V210H106ZM108 211H109V209H108ZM120 211H121V210H120ZM181 211H182V210H181ZM79 212H80V211H79ZM98 212H99V211H98ZM115 212H116V211H115ZM90 213H91V212H90ZM94 213H96V211H95ZM94 213H93V214H94ZM99 213H100V212H99ZM99 213H97V214H99ZM122 213H123V211H122ZM161 213H162V212H161ZM164 213H166V211H165ZM170 213H171V212H170ZM172 213H173V212H172ZM184 213H185V211H184ZM184 213H183V214H184ZM91 214H92V213H91ZM104 214H105V212H104ZM111 214H112V213H111ZM117 214H120V213H117ZM168 214H169V213H168ZM101 215H103V214H101ZM108 215H110V214H108ZM108 215H107V217H108ZM112 215H113V214H112ZM105 216H106V215H105ZM126 216H127V215H126ZM162 216H163V215H162ZM180 216H182V214H181ZM82 217H83V216H82ZM102 217H103V216H102ZM109 217H111V216H109ZM109 217H108V218H109ZM116 217H117V216H116ZM186 217H187V216H186ZM76 218H77V217H76ZM97 218H99V217H97ZM97 218H96V219H97ZM108 218H106V219H108ZM179 218H180V217H179ZM74 219H75V218H74ZM77 219H79V218H77ZM88 219H89V218H88ZM104 219H105V218H104ZM112 219H113V218H112ZM185 219H186V218H185ZM75 220H76V219H75ZM98 220H99V221H98ZM98 220H97L98 222L101 221L100 219H98ZM127 220H128V219H127ZM73 221H74V220H73ZM73 221H72V225H73ZM78 221H80V220H78ZM90 221H91V220H90ZM90 221H89V222H90ZM109 221H110V220H109ZM112 221H113V220H112ZM119 221H120V219H119ZM188 221H191V220H187V222H188ZM75 222H76V221H75ZM91 222H92V221H91ZM91 222H90V223H91ZM93 222H94V220H93ZM93 222H92V224H93ZM101 222H102V221H101ZM125 222H127V221H125ZM125 222H124V224H125ZM77 223H78V222H77ZM82 223H83V222H82ZM94 223H95V222H94ZM111 223H112V222H111ZM113 223H114V222H113ZM113 223H112V226H113ZM117 223H118V222H117ZM134 223H136V222H134ZM184 223H186V222H184ZM92 224H91V225H92ZM98 224H99V223H98ZM109 224H110V223H109ZM129 224H130V222H129ZM176 224H177V223H176ZM181 224H182V222H181ZM181 224H179V225H181ZM101 225H102V224H100V226H101ZM131 225H132V224H131ZM186 225H187V224H186ZM94 226H95V225H94ZM96 226H97V225H96ZM106 226H107V224H106ZM110 226H111V225H110ZM120 226H121V225H120ZM135 226H136V225H135ZM177 226H178V225H176L175 227H177ZM37 227H38V226H37ZM75 227H76V226H75ZM83 227H84V226H83ZM103 227H104V226H103ZM115 227H116V226H114V228H115ZM121 227H122V226H121ZM181 227H182V226H181ZM39 228H40V227H39ZM80 228H82V226H81ZM92 228H93V227H92ZM97 228H98V227H97ZM107 228H108V227H107ZM123 228H125V227H123ZM137 228H138V227H137ZM72 229H73V228H72ZM82 229H83V228H82ZM82 229H81V230H82ZM84 229H85V228H84ZM93 229L95 230V228H93ZM101 229H102V226H101ZM109 229H110V228H108L107 231H108ZM120 229H121V231L123 230L122 228H120ZM132 229H134V228H132ZM163 229H164V230H163ZM177 229H178V228H177ZM73 230H74V229H73ZM105 230H106V229H104V232H105ZM113 230H115V229H113ZM117 230H118V229H117ZM125 230H126V229H125ZM173 230H174V229H173ZM48 231H49V230H48ZM86 231H87V230H86ZM115 231H116V230H115ZM115 231H114V232H115ZM131 231H132V230H131ZM131 231H130V233H131ZM134 231H136V230H134ZM174 231H175V230H174ZM73 232H75V231H73ZM89 232H90V231H89ZM114 232H113V233H114ZM116 232L118 233V231H116ZM158 232H159V233H158ZM172 232H173V231H172ZM172 232H171V233H172ZM80 233H82V232H80ZM90 233H91V232H90ZM97 233L99 234L98 231H97ZM97 233H95V236H96V235L98 236ZM100 233H101V232H100ZM102 233H103V232H102ZM109 233H111V232H109ZM117 233H116V234H117ZM134 233H135V232H134ZM175 233H176V232H175ZM181 233H182V232H181ZM252 233H253V232H252ZM78 234H79V233H78ZM91 234H92V233H91ZM103 234H104V233H103ZM119 234L121 235L120 232H119ZM125 234H126V232H125ZM143 234H144V233H143ZM47 235H48V234H47ZM74 235H75V234H74ZM92 235H93V234H92ZM99 235H101V234H99ZM104 235H105V234H104ZM120 235H119V237H120ZM170 235H171V234H170ZM172 235H173V234H172ZM181 235H182V234H181ZM42 236H43V235H42ZM81 236H82V235H80V238H81ZM84 236H85V235H84ZM97 236H96V237H97ZM143 236H144V235H143ZM177 236H178V234H177ZM76 237H78V236H76ZM89 237L91 238L92 236H89ZM100 237H102V236H100ZM104 237H105V236H104ZM129 237H130V236H129ZM140 237H141V236H140ZM253 237H254V236H253ZM50 238H51V237H50ZM84 238H85V237H84ZM110 238H111V237H110ZM110 238H109V239H110ZM137 238H138V233L133 234V244L131 243L132 245L130 246V249H129V253H131V254H133V252H136V251L138 250V247H139V245H138V240H140V238H139V239H137ZM169 238H170V237H169ZM175 238H176V236H173V237H171V240L169 239V240L171 241L170 244L173 242V240H175ZM76 239H77V238H76ZM98 239H99V238H98ZM104 239H105V238H104ZM119 239H121V238H119ZM141 239H142V238H141ZM144 239H146V238L144 237ZM179 239H180V238H179ZM88 240H89V238H88ZM93 240H94V239H93ZM96 240H97V239H96ZM105 240H106V239H105ZM107 240H108V239H107ZM107 240H106V242H107ZM176 240H177V238H176ZM176 240H175V242H176ZM77 241H78V240H77ZM86 241H87V239H86ZM89 241H91V240H89ZM100 241H101V240H100ZM109 241H110V240H109ZM127 241H128V240H127ZM141 241L144 242L145 240H141ZM165 241H166V239H165ZM165 241H164V243H165ZM167 241H168V240H167ZM80 242H81V241H80ZM80 242H77V243H80ZM87 242H88V241H87ZM94 242H95V241H94ZM117 242H118V241H117ZM117 242H116V243H117ZM119 242H120V241H119ZM129 242H130V240H129ZM142 242H141V243H142ZM145 242H146V241H145ZM175 242H173L172 245H174ZM51 243H52V242H51ZM84 243H86V242L84 241ZM84 243L82 242V244H84ZM89 243H90V242H89ZM96 243H97V242H96ZM108 243H109V248H110V249H111V244H112V245H115V244H114V241H113V242H108ZM108 243H106V244H108ZM53 244H54V243H53ZM80 244H81V243H80ZM82 244H81V245H82ZM94 244H95V243H94ZM123 244H124V243H123ZM85 245H86V244H85ZM100 245H101V244H100ZM128 245H129V243H128ZM148 245H147L146 247H148ZM164 245H165V244H164ZM172 245H171V246H172ZM51 246H53V245H51ZM97 246H98V245H97ZM116 246L118 247V245H116ZM121 246H122V245H121ZM124 246H126V245H124ZM137 246H138V247H137ZM143 246H144V244H143ZM169 246H170V245H169ZM90 247H91V245H90ZM159 247H158V248H159ZM167 247H168V245H167ZM174 247H175V245H174ZM56 248H57V247H56ZM59 248H60V247H59ZM85 248H86V247H85ZM88 248H89V246H88ZM91 248H92V247H91ZM94 248H95V247H94ZM102 248H103V246H102ZM104 248H105V247H104ZM107 248H108V247H107ZM109 248H108V250H109ZM161 248H162V247H161ZM165 248H166V247H165ZM165 248H164V249H165ZM57 249H58V248H57ZM99 249H100V248H99ZM99 249H98V250H99ZM117 249H118V248H117ZM146 249H147V248H146ZM162 249H163V248H162ZM164 249H163V250H164ZM49 250H50V248H49ZM82 250H83V249H82ZM101 250H102V249H101ZM111 250H112V249H111ZM115 250H116V249H115ZM124 250H125V249H124ZM124 250L121 251V252H124ZM173 250H174V249H173ZM52 251H53V250H52ZM99 251H100V250H99ZM147 251L149 252L148 249H147ZM156 251H157V250H156ZM158 251H159V250H158ZM164 251H165V250H164ZM164 251H163L162 253H164ZM171 251H172V250H171ZM48 252H49V251H48ZM81 252H82V251H81ZM85 252H86V251H85ZM85 252H84V253H85ZM89 252H90V251H89ZM100 252H101V251H100ZM137 252H140V251H137ZM137 252H136V253H137ZM142 252H143V251H142ZM160 252H161V251H160ZM165 252H166V251H165ZM169 252H170V251H169ZM45 253H46V252H45ZM96 253H97V252H96ZM115 253H116V252H115ZM126 253H127V251H126ZM129 253H128V254H129ZM151 253H152V252H151ZM170 253H171V252H170ZM81 254H82V253H81ZM87 254H89V253L87 252ZM98 254H100V253L98 252ZM107 254H108V251H107ZM111 254H112V253H111ZM143 254H147V253H144V252H143ZM46 255H47V254H46ZM52 255H53V254H52ZM82 255H83V254H82ZM84 255H85V254H84ZM94 255H95V254H94ZM113 255H114V254H113ZM125 255H126V254H125ZM125 255H124V256H125ZM153 255H154V254H153ZM162 255H163V254H162ZM169 255H170V254H169ZM251 255H252V254H251ZM106 256H107V255H106ZM110 256H111V255H110ZM149 256H150V255H149ZM154 256H156V255H154ZM206 256H207V255H206ZM206 256H204V257H206ZM86 257H87V255H86ZM88 257H89V256H88ZM88 257H87V258H88ZM100 257H101V256H100ZM108 257H109V256H108ZM108 257H107V259H108ZM128 257H129V256H128ZM139 257H140V256H139ZM151 257H153V256H151ZM251 257H252V256H251ZM63 258H64V257H63ZM96 258H97V257H96ZM96 258H95V259H96ZM103 258H105V257H103ZM110 258H112V257H110ZM206 258H207V257H206ZM252 258H253V257H252ZM79 259H80V258H79ZM89 259H90V257H89ZM93 259H94V258H93ZM107 259H106V260H107ZM131 259H132V258H130V260H131ZM109 260H112L111 262H113V259H109ZM109 260H107L106 262H108ZM120 260H121V259H120ZM120 260H119V262H121ZM123 260H124V259H123ZM135 260H137V259H135ZM135 260H134V262H135ZM152 260H153V258H152ZM161 260H164V257H161V258L159 259V262H160ZM207 260H208V259H207ZM98 261H99V260H98ZM126 261H127V260H126ZM128 261H129V260H128ZM157 261H158V259H157ZM216 261H217V260H216ZM87 262H88V261H87ZM96 262H97V261H96ZM100 262H101V261H100ZM100 262H99V263H100ZM114 262H115V261H114ZM114 262H113V263H114ZM131 262H133V261H131ZM137 262H138V261H136V263H137ZM140 262H141V260H140ZM142 262H143V261H142ZM147 262H148V261H147ZM147 262H146V263H147ZM155 262H156V261H155ZM205 262H206V261H205ZM208 262H209V260H208ZM93 263H94V262H93ZM108 263H109V262H108ZM122 263H123V262H122ZM129 263H130V262H129ZM136 263H135V264H136ZM156 263H157V262H156ZM161 263L164 264L162 261H161ZM161 263H160V264H161ZM214 263H215V262H214ZM214 263H213V264H214ZM218 263L220 264V260L218 261ZM95 264H96V263H95ZM97 264H98V262H97ZM103 264H104V263H103ZM105 264H106V263H105ZM114 264H115V263H114ZM116 264H117V263H116ZM118 264H119V263H118ZM144 264H145V263H144ZM151 264H152V262H151ZM165 264H167V263H165ZM201 264H205V263L202 262ZM221 264H222V262H221Z\"/></svg>", "mask_w": 264, "mask_h": 264}]
</instances>
